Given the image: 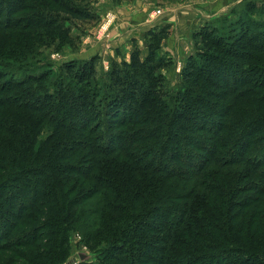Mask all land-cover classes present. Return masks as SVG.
Listing matches in <instances>:
<instances>
[{"label":"trees","instance_id":"obj_1","mask_svg":"<svg viewBox=\"0 0 264 264\" xmlns=\"http://www.w3.org/2000/svg\"><path fill=\"white\" fill-rule=\"evenodd\" d=\"M82 3L0 0V264H66L74 234L98 255L79 264H264L258 5L233 37L205 27L172 93L154 52L108 85L91 60L39 72Z\"/></svg>","mask_w":264,"mask_h":264},{"label":"rangeland","instance_id":"obj_2","mask_svg":"<svg viewBox=\"0 0 264 264\" xmlns=\"http://www.w3.org/2000/svg\"><path fill=\"white\" fill-rule=\"evenodd\" d=\"M250 2L259 6L252 13L254 22L264 23L261 0H83L81 8L88 9L94 19L83 23L65 16L67 20L62 25L71 42L63 45L56 41L32 61L38 62L42 72L74 59L91 60L95 63L94 82L102 86L108 85L106 76L114 64H129L135 51H139L142 61L154 52L162 59L158 69L160 83L174 93L180 89V74L187 60L200 51L198 41L205 27H212L225 39L237 35L238 20H245L242 16ZM162 30L165 34H157L156 42L147 35ZM151 43L153 50L149 48ZM69 244L66 264H79V253L90 256L89 262L98 260L96 253L84 247L78 234L70 238Z\"/></svg>","mask_w":264,"mask_h":264},{"label":"water","instance_id":"obj_3","mask_svg":"<svg viewBox=\"0 0 264 264\" xmlns=\"http://www.w3.org/2000/svg\"><path fill=\"white\" fill-rule=\"evenodd\" d=\"M78 257H79V261L80 262H86L89 260L90 256H88L87 254L85 253H79L78 254Z\"/></svg>","mask_w":264,"mask_h":264}]
</instances>
